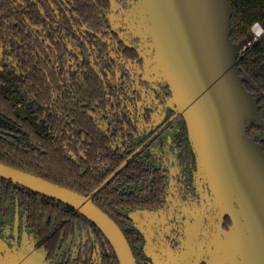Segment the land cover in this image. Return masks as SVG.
Wrapping results in <instances>:
<instances>
[{
    "label": "flooded vegetation",
    "instance_id": "obj_1",
    "mask_svg": "<svg viewBox=\"0 0 264 264\" xmlns=\"http://www.w3.org/2000/svg\"><path fill=\"white\" fill-rule=\"evenodd\" d=\"M138 4L0 0V140L17 151L65 153L85 182L120 158L100 185L126 165L102 189L140 158L147 174L140 184L151 186L127 189L146 199L107 215L137 264H181L191 245L198 244L199 255L207 252L199 244L214 232L212 192L195 177L186 121L171 107L170 87L157 79L153 54L134 32ZM248 133L262 144L256 123ZM6 208L0 204V240L9 264L16 256L19 264L29 256H36L34 264H120L105 235L75 210L39 221L18 198ZM230 226L227 217L223 230ZM199 255L192 264H207L210 257Z\"/></svg>",
    "mask_w": 264,
    "mask_h": 264
},
{
    "label": "water",
    "instance_id": "obj_2",
    "mask_svg": "<svg viewBox=\"0 0 264 264\" xmlns=\"http://www.w3.org/2000/svg\"><path fill=\"white\" fill-rule=\"evenodd\" d=\"M232 16L230 0H139L134 14V32L153 54V72L170 87L171 107L186 121L197 160L195 177L212 192L214 232L209 242L199 244L207 252L200 248L199 255L198 244L191 245L181 264L203 254L210 257L207 264H264V147L257 141L260 135L248 133L253 123L264 127L262 94L238 69L253 34L235 43ZM125 165L89 195L1 162L0 178L74 209L105 235L120 264H137L120 227L93 201ZM227 217L231 226L225 231ZM7 250L0 240V264H9L3 256ZM29 257L25 264L36 263V256ZM12 264H19L17 256Z\"/></svg>",
    "mask_w": 264,
    "mask_h": 264
},
{
    "label": "trees",
    "instance_id": "obj_3",
    "mask_svg": "<svg viewBox=\"0 0 264 264\" xmlns=\"http://www.w3.org/2000/svg\"><path fill=\"white\" fill-rule=\"evenodd\" d=\"M233 16L231 19V39L238 43L245 39L251 31L252 26L258 22L264 28V0H230ZM240 74L246 73L258 85L262 94L259 103L260 112L264 119V37L257 43L249 46L238 59ZM247 89L253 91L249 84ZM256 127L263 132L262 145L264 147V127L256 124ZM7 145V144H6ZM0 162L16 169L35 174L62 187L76 191L82 195H89L120 163L121 159L108 170L103 172L95 171L90 177L92 181L85 182V178L76 171L71 159L65 153L53 151L44 154H37L30 151H17L6 147L0 140ZM147 177L146 166L141 163L140 158H134L128 166L102 189L94 195V203L110 217H116L121 209H129L140 206V200L146 199L140 193H130L127 185L136 183L141 185L148 192L149 183L143 182ZM120 184V185H119ZM127 189V191L123 190ZM21 202L30 203L35 220L43 221L45 217H58L62 210L74 209L65 204L46 198L26 188L13 184L0 178V204L6 208L7 204L15 199ZM65 212L62 213V217ZM43 218V219H42Z\"/></svg>",
    "mask_w": 264,
    "mask_h": 264
},
{
    "label": "built area",
    "instance_id": "obj_4",
    "mask_svg": "<svg viewBox=\"0 0 264 264\" xmlns=\"http://www.w3.org/2000/svg\"><path fill=\"white\" fill-rule=\"evenodd\" d=\"M253 34V42L250 46H252L253 44L257 43L259 40H261L264 37V28L263 26L256 22L250 31Z\"/></svg>",
    "mask_w": 264,
    "mask_h": 264
}]
</instances>
